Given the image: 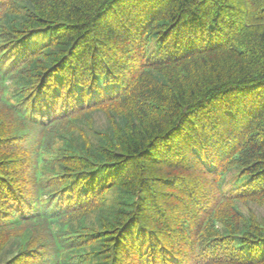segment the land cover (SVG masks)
<instances>
[{
  "label": "trees",
  "instance_id": "1",
  "mask_svg": "<svg viewBox=\"0 0 264 264\" xmlns=\"http://www.w3.org/2000/svg\"><path fill=\"white\" fill-rule=\"evenodd\" d=\"M0 264H264V0H0Z\"/></svg>",
  "mask_w": 264,
  "mask_h": 264
},
{
  "label": "rangeland",
  "instance_id": "2",
  "mask_svg": "<svg viewBox=\"0 0 264 264\" xmlns=\"http://www.w3.org/2000/svg\"><path fill=\"white\" fill-rule=\"evenodd\" d=\"M103 113V112H102ZM104 115V114H103ZM105 116V115H104ZM104 116H101V115H99V114H96V118H97V126L99 127V128H101L102 129V125H100L104 120H106V116L104 117ZM110 198H111V196H110Z\"/></svg>",
  "mask_w": 264,
  "mask_h": 264
}]
</instances>
